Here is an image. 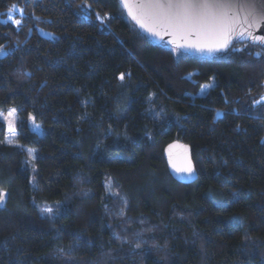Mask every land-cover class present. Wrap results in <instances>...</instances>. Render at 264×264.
I'll list each match as a JSON object with an SVG mask.
<instances>
[{
	"label": "trees",
	"instance_id": "obj_1",
	"mask_svg": "<svg viewBox=\"0 0 264 264\" xmlns=\"http://www.w3.org/2000/svg\"><path fill=\"white\" fill-rule=\"evenodd\" d=\"M13 4L19 25L2 19ZM0 50L22 145L0 122V264H264L263 47L186 54L119 0H0ZM175 139L190 184L168 170Z\"/></svg>",
	"mask_w": 264,
	"mask_h": 264
},
{
	"label": "water",
	"instance_id": "obj_2",
	"mask_svg": "<svg viewBox=\"0 0 264 264\" xmlns=\"http://www.w3.org/2000/svg\"><path fill=\"white\" fill-rule=\"evenodd\" d=\"M119 2L141 33L155 43L169 45L186 54L211 57L230 50L238 43L264 48V42L252 39L264 36V0H208L209 7L199 9H169L164 6L167 0L159 3L157 0ZM194 2L202 4L204 0ZM177 11L182 19L174 15ZM225 39L229 41L227 48L209 51ZM164 154L168 170L176 181L190 184L197 180L198 171L189 144L175 139L165 146ZM189 161L193 167L191 174L178 171ZM7 198L5 193L1 207L5 206Z\"/></svg>",
	"mask_w": 264,
	"mask_h": 264
},
{
	"label": "rangeland",
	"instance_id": "obj_3",
	"mask_svg": "<svg viewBox=\"0 0 264 264\" xmlns=\"http://www.w3.org/2000/svg\"><path fill=\"white\" fill-rule=\"evenodd\" d=\"M2 19L5 21H9L13 24H16L15 21H17V20L22 22V7L18 4H13L11 6L10 10L6 13V15L2 17ZM214 84H215V79H214V77H212L209 81L205 82L200 87V89L198 91V95H205L214 86ZM208 85H212V87H208ZM257 102H264V93L261 94V96L257 99ZM11 109H16V108L14 106H10L6 109H1L0 113L7 114V112ZM220 113H221V110H218L217 114H220ZM32 118H33V116L29 117V127L33 131H36L37 133L42 135L43 129L41 127V124ZM18 121H19V116H18L17 110H16V113L14 114V124H13L14 131H10L7 123L4 122L5 123V129H6L5 136H4V142L22 146L20 141L17 139V137H18ZM24 148L28 153V162L32 166L33 164H35L36 148L30 147V146H24ZM33 178L34 177L32 176V179ZM60 207H62V204L60 205ZM46 208H52L53 213H54L56 208H59V206L54 207L53 205L48 204L46 206Z\"/></svg>",
	"mask_w": 264,
	"mask_h": 264
},
{
	"label": "snow or ice",
	"instance_id": "obj_4",
	"mask_svg": "<svg viewBox=\"0 0 264 264\" xmlns=\"http://www.w3.org/2000/svg\"><path fill=\"white\" fill-rule=\"evenodd\" d=\"M122 3L125 2V0H121ZM160 0H157V3H159ZM166 8L169 9H180V8H192V9H199V8H207L209 7L208 4V0H204V2L202 4L200 3H195L194 0H175V3L173 2V0H167V3L164 5ZM174 15L178 18V19H182L183 17L181 16L180 12H175ZM15 23L17 25H19L21 22L20 21H15ZM242 35V33L240 34ZM251 35V34H249ZM254 42L257 41H261L264 42V36H260V37H253L252 38ZM228 43L229 41L227 39L224 40V42L218 44L216 47L214 48H210L209 51H219L221 49L227 48L228 47ZM0 55H7V52H4L3 50H0ZM257 55H259V53H257ZM130 75V73H129ZM120 80H124V73H121L119 76ZM208 87H212V85H208ZM16 113V109H11L7 112V114L4 113H0V122H6L8 125V128L10 131H14L13 128V124H14V114ZM34 119V117L32 118ZM170 148L173 147L172 145L169 146ZM173 167H175V165H173ZM178 171L181 172H185V173H189L191 174L193 172V167L191 165V162H187L186 166L183 168L178 169ZM4 191L0 190V202H3L4 200ZM44 211L50 215H54L53 213V209L52 208H46L44 209ZM117 239H119L120 237L117 235L116 236ZM137 247H139V245H137ZM62 251V250H61Z\"/></svg>",
	"mask_w": 264,
	"mask_h": 264
}]
</instances>
